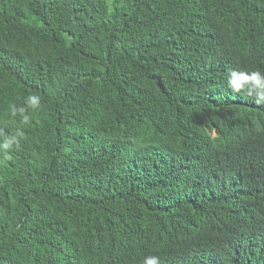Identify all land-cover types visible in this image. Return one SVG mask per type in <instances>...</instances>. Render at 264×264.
<instances>
[{
  "label": "trees",
  "instance_id": "trees-1",
  "mask_svg": "<svg viewBox=\"0 0 264 264\" xmlns=\"http://www.w3.org/2000/svg\"><path fill=\"white\" fill-rule=\"evenodd\" d=\"M264 0H0V264H264Z\"/></svg>",
  "mask_w": 264,
  "mask_h": 264
},
{
  "label": "clouds",
  "instance_id": "clouds-1",
  "mask_svg": "<svg viewBox=\"0 0 264 264\" xmlns=\"http://www.w3.org/2000/svg\"><path fill=\"white\" fill-rule=\"evenodd\" d=\"M228 89L233 94H240L251 99L256 105H264V71L229 69L226 77ZM42 108V98L30 93L23 98V103H10L7 111L12 118H18V126L14 130L0 126V159L13 158L12 153L20 149L25 138V129L30 126L33 115ZM143 264H162L158 255L143 257Z\"/></svg>",
  "mask_w": 264,
  "mask_h": 264
}]
</instances>
